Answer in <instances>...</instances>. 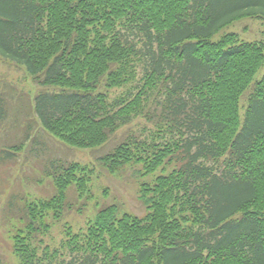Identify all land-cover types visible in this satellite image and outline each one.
Masks as SVG:
<instances>
[{
  "label": "trees",
  "instance_id": "1",
  "mask_svg": "<svg viewBox=\"0 0 264 264\" xmlns=\"http://www.w3.org/2000/svg\"><path fill=\"white\" fill-rule=\"evenodd\" d=\"M246 15L264 17V0H0V56L40 87L41 125L91 149L143 118L155 128L101 164L162 169L140 186L145 215L103 207L84 228L65 224L54 244L55 224L77 204L69 188L90 199L93 171L51 161L55 193L9 203L12 251L0 264H264V43L213 40ZM102 88L127 96L110 101ZM12 105L0 87V124Z\"/></svg>",
  "mask_w": 264,
  "mask_h": 264
},
{
  "label": "rangeland",
  "instance_id": "2",
  "mask_svg": "<svg viewBox=\"0 0 264 264\" xmlns=\"http://www.w3.org/2000/svg\"><path fill=\"white\" fill-rule=\"evenodd\" d=\"M227 33H236L239 42L264 43V17L246 15L224 27L213 37V40L216 41ZM262 53L264 55V49ZM2 59L0 57V87L6 92H13L11 93L13 95L11 104H15L18 100L17 108L20 115L22 103L27 101L28 106V102L34 105L37 87L28 79V74L23 67ZM263 74L264 66L259 70L257 77ZM102 91L109 94L110 101L127 96V88L112 89L109 92L102 88ZM249 95L250 93H246L242 96L244 106ZM13 106L11 115L16 116L17 112L13 110ZM24 112L14 125L0 124V150L23 141L22 138L32 132V138L26 142L25 147L16 157L13 159L4 157L0 161V255L7 257L12 251V244L7 235L10 227L4 225V222L9 223L8 217L14 214L9 209L11 200H16V197L21 199L24 196L28 199L39 200L55 193L56 187L44 169L48 161L59 160L63 163L76 161L93 169L92 181L89 184L90 191H88L91 195L90 199H75V191L73 188L69 190L71 200L74 199L78 205H86V210L68 212L61 222L55 224L47 238L48 242L57 244L60 241L65 224L72 226L74 230L84 228L91 218H95L98 210L109 205H117L121 215L125 212L139 216L146 214L147 204L141 198L140 186L144 182H153L155 176L162 173V169H158L155 173L142 174L141 165L127 166L114 174L101 165L100 159L111 153L128 137H141L148 134L150 129L155 128L154 125H150L143 118H138L133 123L121 127L104 145L97 148L80 149L70 147L47 133L35 119L36 115L33 110L24 109ZM245 112L246 109L242 108L243 120L246 116ZM169 171L170 169L166 172ZM15 203V205L19 204Z\"/></svg>",
  "mask_w": 264,
  "mask_h": 264
}]
</instances>
